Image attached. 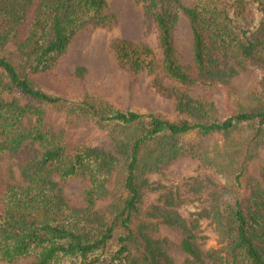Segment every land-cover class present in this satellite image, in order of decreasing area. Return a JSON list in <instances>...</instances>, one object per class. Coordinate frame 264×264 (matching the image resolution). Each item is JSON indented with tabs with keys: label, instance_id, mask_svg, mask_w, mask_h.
I'll return each instance as SVG.
<instances>
[{
	"label": "trees",
	"instance_id": "16d2710c",
	"mask_svg": "<svg viewBox=\"0 0 264 264\" xmlns=\"http://www.w3.org/2000/svg\"><path fill=\"white\" fill-rule=\"evenodd\" d=\"M137 2L157 28L161 60L148 43L122 38L112 42L121 66L155 74L154 86L166 96L172 92L159 70L179 85H219L239 98L230 85L238 67L256 69L258 60L264 61V0ZM181 17L190 24L195 72L177 58ZM115 22L108 0H0V158L14 161L19 177L1 197L0 261L175 264L168 241L155 237L165 225L181 232L186 264H264V164L256 184L242 188L248 161L264 138V99L255 106L237 101L238 110L219 117L213 103L182 95L177 107L191 118L171 121L105 99L69 100L34 84L31 76L51 69L80 30ZM86 72L76 68L80 77ZM50 106L96 124L113 150L86 145L70 150L64 135L46 122ZM238 130L247 134L228 148ZM193 132L226 140L209 157L206 149L183 143V136ZM182 157L209 165L218 182L215 188H195V193L207 190L208 202L195 219L180 213L185 198L179 188H163L149 205L143 200L146 190L162 189L148 188L150 174ZM114 175L117 188H110ZM72 178L87 181L82 206L70 205L59 187ZM102 201L109 202L106 209L100 208ZM202 218L214 225L220 251L201 248Z\"/></svg>",
	"mask_w": 264,
	"mask_h": 264
},
{
	"label": "rangeland",
	"instance_id": "374dc122",
	"mask_svg": "<svg viewBox=\"0 0 264 264\" xmlns=\"http://www.w3.org/2000/svg\"><path fill=\"white\" fill-rule=\"evenodd\" d=\"M192 0H183L187 5ZM109 10L116 15V22L110 27L87 26L80 30L72 40L68 50L58 62L49 70L31 76L34 84L46 91L63 98L77 101L84 96L105 99L123 109L131 108L143 113H154L171 121L190 119L189 113L177 107V99L188 95L194 99L214 104L215 113L225 117L240 107L237 101L249 106H255L264 99V61L258 60L256 69H242L231 78V86L239 93V98L231 97L226 87L219 85L204 86L195 84L182 86L173 82L159 70L158 77L171 89V95L166 96L158 92L154 86L155 74L147 70L136 72L127 66H121L112 49V42L116 39H129L151 45L157 60H161L158 45V32L155 24L147 21L142 4L137 0H108ZM28 30V23L22 28L23 38ZM175 45L178 60L192 72L194 70V56L192 48V32L185 17H181L176 32ZM11 49L14 44L8 45ZM263 56V53L262 55ZM262 58V57H261ZM83 66L87 72L82 76L76 74V68ZM46 122L55 132H61L68 143V148L74 150L79 145L98 146L106 150H113L109 136L90 121L69 118L63 108L50 106L46 108ZM247 131L238 130L231 134L228 148L240 141ZM225 137L221 134L201 137L195 132L183 136L185 145L195 144L207 150L209 157L219 147H223ZM258 150L248 161V172L242 188L254 186L260 177L264 164V138L260 140ZM215 157V155L213 156ZM214 170L196 158L182 157L166 167L161 172L149 176L150 187L161 190H146L144 203L149 205L156 202L163 188H179L185 202L179 207L180 213L187 219L197 218L196 213L207 205V190L195 193V188H215L218 184ZM18 168L14 161L0 158V212L1 197L5 188L18 180ZM58 180L59 178L56 177ZM87 181L83 178H72L60 181L59 187L67 202L72 206H82L84 189ZM114 175L108 186L117 188ZM108 201L100 203L101 209H106ZM199 244L205 251L221 249V243L214 225L209 219L202 218L198 228ZM155 237L168 241L169 254L175 264H186L187 256L179 247L182 234L178 229L162 225ZM29 260H21L16 264H28ZM0 264H7L0 261Z\"/></svg>",
	"mask_w": 264,
	"mask_h": 264
}]
</instances>
